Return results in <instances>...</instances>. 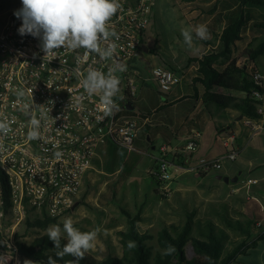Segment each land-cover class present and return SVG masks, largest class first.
Wrapping results in <instances>:
<instances>
[{
	"label": "built area",
	"instance_id": "obj_1",
	"mask_svg": "<svg viewBox=\"0 0 264 264\" xmlns=\"http://www.w3.org/2000/svg\"><path fill=\"white\" fill-rule=\"evenodd\" d=\"M120 8L110 20L118 39L114 59L122 67L119 92L113 98L115 107L106 113L99 95H88L82 79L89 66L107 73L112 60H102L83 48H60L54 59H43L41 41L18 32L22 19L14 14L22 6L13 7L0 26V122L8 125L0 132V169L6 175V195L0 185V219L18 224L27 217H50L62 221L72 216L80 204L86 174L100 141L112 138L129 151L138 150L135 139L142 127L151 124V114L130 109L137 100L143 81L141 69L135 65L144 45L156 0H119ZM152 78L163 92L170 91L183 80V75L160 64L152 68ZM251 78L255 84L264 81L263 73L254 65ZM261 101L258 112L264 113V93L255 88ZM41 112L44 118H41ZM40 120L39 138L28 135L30 121ZM254 131L263 128L260 119L246 118ZM201 134L194 131L183 148L160 144L159 155L151 172L163 197L172 193V183L182 171L196 176L220 170L225 161L239 155L235 133L222 137V156L191 163L189 158L198 147ZM183 161V162H182ZM257 182L248 178L246 184ZM0 264H23V255L13 237H0Z\"/></svg>",
	"mask_w": 264,
	"mask_h": 264
},
{
	"label": "trees",
	"instance_id": "obj_2",
	"mask_svg": "<svg viewBox=\"0 0 264 264\" xmlns=\"http://www.w3.org/2000/svg\"><path fill=\"white\" fill-rule=\"evenodd\" d=\"M182 1L192 3L197 0ZM225 11L229 15L227 23L220 33L215 34L221 45L220 49L214 48L215 41L212 39H200L204 44L210 45L212 50L190 57L189 62L196 60L199 64V76L196 80L205 88L202 94L205 105L214 104L218 108L235 109L242 116L260 119L262 114L258 112L257 104L261 101L254 94V90L259 88L264 93V82L259 85L255 84L252 78L250 82L243 80L241 74L245 70L237 65V61L242 54L255 62L258 61L264 54V33L253 36L242 54L232 56V53L234 45L245 38V32L251 24L264 31V0H213L209 8L210 13L217 12L222 15ZM143 43L145 44V39ZM158 58L157 64L168 67L176 73L182 72L176 69L177 66L166 61L162 55ZM220 60L228 63L218 67ZM218 88H223L226 92H220ZM151 169L149 173L156 180ZM5 182L4 173L3 179H0L4 195L7 188ZM221 206L222 209H214L221 224L213 217H196L195 212L188 211V219L184 223L164 225L157 234L149 230H141L140 222L143 220L141 210L134 212L122 209L127 217L126 225L117 230L123 248L122 255H108L96 261L86 254L80 264H231L238 261L239 254L247 253L248 247H254L258 240L264 239V232L251 239V230L255 224L253 219L247 218L245 213L237 208L230 210L228 203ZM24 222L29 231L33 228L47 229L49 225L59 220L48 216L27 217ZM16 236V242L24 258L46 261L49 255L55 257L54 243L48 239L46 232H38L31 241L20 240L18 233ZM153 239H156L158 248L151 243ZM129 242H133L134 247L130 248ZM62 244H65L64 240ZM169 246L173 250L170 254H164ZM189 247L193 249L192 256L188 255ZM71 260L72 257L65 256L60 264Z\"/></svg>",
	"mask_w": 264,
	"mask_h": 264
},
{
	"label": "rangeland",
	"instance_id": "obj_3",
	"mask_svg": "<svg viewBox=\"0 0 264 264\" xmlns=\"http://www.w3.org/2000/svg\"><path fill=\"white\" fill-rule=\"evenodd\" d=\"M212 4L213 0H197L192 3L182 0H156L152 22L145 37L144 45L148 51L141 50L135 65L152 77V68L157 64L159 55H162L166 61L172 62L174 58L180 59L182 56L197 54L203 48L202 41L193 33V46L189 48L184 42L181 28L205 24L209 34L213 28L221 29L224 17L217 12H209ZM17 6H22V0H0V26L6 20L10 10ZM211 24L213 27L210 30ZM214 30L216 34L217 31ZM263 33L262 29L251 24L244 40L241 41L240 54L247 46L249 39ZM242 58L243 63L247 62V56ZM152 82L155 83L153 80ZM108 140V143H104L97 150L98 157L95 162L105 173H97L96 179L89 181L86 194L80 199L86 212L97 216L103 236L110 234L115 238L118 236L117 230L126 225L127 217L122 209L134 212L141 210L143 215V220L140 222L141 230H149L154 234H157L164 225L184 223L188 219V211L195 212L196 217H213L221 224L214 209H222V206L217 201L215 205L208 202L212 194L205 185L214 180L182 171L178 176L179 180L177 179L181 182L180 188L174 190L176 181L173 182L171 195L163 197L158 192V182L149 173L153 156L158 154L160 145L157 148L145 149L135 142L138 150L129 151L112 138ZM3 176L4 173L0 169V179H3ZM84 180L87 178L85 177ZM224 184L227 185L228 182ZM207 185L209 187V184ZM76 210L82 213L83 209L76 208ZM15 223L14 220L0 219V237H13L16 240V233H18L20 240L31 241L38 232H46V229L42 228L27 231L24 221ZM56 223L58 222L52 224ZM151 243L158 248L156 239H153ZM110 247L113 248L112 242ZM192 254L193 249L189 247L188 255L192 256ZM241 256L247 261H234L231 264H264V240L254 246L250 252L242 253ZM25 260L33 259L23 257V264Z\"/></svg>",
	"mask_w": 264,
	"mask_h": 264
},
{
	"label": "crops",
	"instance_id": "obj_4",
	"mask_svg": "<svg viewBox=\"0 0 264 264\" xmlns=\"http://www.w3.org/2000/svg\"><path fill=\"white\" fill-rule=\"evenodd\" d=\"M227 14L225 11L220 15L224 17L221 29H212V24L209 28L212 30L211 34L208 35V39L215 41L214 48L220 49L221 45L219 40L216 39L213 30L217 31L216 34L222 31L227 23V18H229ZM250 40H248L246 45H248ZM241 41L234 45L232 56L240 54ZM202 44L203 48L197 54L182 56L180 59L174 58L172 62L167 59L169 63L177 66L176 69L178 71H182L177 73L183 75L182 82L168 92H161L153 78L141 70L143 81L140 84L138 98L134 104H129V108L132 110L139 109L146 114H151L153 119L151 124L140 129L135 142L145 149L157 148L163 143H167L172 147L183 148L188 142L190 135L194 131H198L201 134L198 147L192 152L193 154L188 160L191 163H201L204 160L222 156L225 152V147L221 136L234 132L235 143L239 148L238 157L233 161H225L222 169L211 170L205 173L203 177H209L214 180L211 183H207L209 187L205 184L210 194H212L208 202H212V205H215V201L219 205L228 203L230 210L231 208H237L245 213L247 218L253 219L254 223L257 224H254L251 230V239H254L264 232V113L260 118L263 128L259 131H254L252 126L247 123V117L242 116L237 110L218 108L214 104L207 106L203 103L202 94L205 88L200 81L196 80V77L199 76V64L196 60L189 62L190 57L199 56L212 50L210 45H206L203 42ZM244 56L246 55H240L237 61V65L245 70L241 74L243 80L250 82L251 67L253 65L264 75V54L256 62L248 58L247 62L243 63L242 57ZM227 63L228 61L220 60L217 66L222 67ZM217 90L226 92L223 88H218ZM108 142V138H105L99 142L96 148L93 168L85 176L87 180H84L81 197L85 196L89 181L96 179L97 173H105L95 162L98 157L97 150L101 145ZM158 155L159 152L153 156L152 166L155 164ZM219 175L238 176V180L228 182L225 185L224 182L226 181L220 179ZM248 178L256 179L257 182L246 184ZM177 179L174 180V182L176 181L174 190L180 188L181 182ZM78 208L83 210L82 213L76 210V213L72 215L74 227L81 231L98 230L95 247L86 253L89 258L98 261L108 255H122L123 248L119 241V236L115 238L110 236V234L103 236L97 216L86 212L82 203L77 206ZM236 217L239 216L236 215ZM261 240L264 239L258 240V243ZM64 241L67 243L66 240ZM110 242H112L113 248L110 247ZM253 248L248 247L247 253ZM241 254L238 256V262H246L247 260Z\"/></svg>",
	"mask_w": 264,
	"mask_h": 264
},
{
	"label": "clouds",
	"instance_id": "obj_5",
	"mask_svg": "<svg viewBox=\"0 0 264 264\" xmlns=\"http://www.w3.org/2000/svg\"><path fill=\"white\" fill-rule=\"evenodd\" d=\"M120 6L119 0H22V7L14 13L18 19H22L19 34L40 39L44 60L54 59L56 56H53V52L60 48H83L97 54L102 60L113 61L107 73L89 66L81 81L88 95L100 96L107 114L115 107L113 98L119 92L120 78L116 73L123 69L114 59L116 44L109 42L103 47L101 44L112 37L118 39L109 22ZM193 33L201 40L207 39L209 35L205 24L181 28L184 42L189 48L193 46ZM41 118H44L43 112ZM40 126V120L33 117L28 133L31 139L39 138ZM7 131V123L0 122V132ZM46 235L54 243L55 257L49 255L46 261L25 260L24 264H60L65 256L72 257L65 264H80L86 253L95 247L98 230L81 231L74 227L73 219L67 217L49 225ZM62 240L67 243L62 244ZM129 247H134V243L129 242ZM172 250L169 246L164 254H170Z\"/></svg>",
	"mask_w": 264,
	"mask_h": 264
},
{
	"label": "water",
	"instance_id": "obj_6",
	"mask_svg": "<svg viewBox=\"0 0 264 264\" xmlns=\"http://www.w3.org/2000/svg\"><path fill=\"white\" fill-rule=\"evenodd\" d=\"M142 48H143L144 51H148V48L145 45H143ZM130 107H133V106H130ZM218 177L220 179H223L226 182H231V181H237L238 180V176L230 177L228 175H224V176L223 175H219Z\"/></svg>",
	"mask_w": 264,
	"mask_h": 264
},
{
	"label": "bare ground",
	"instance_id": "obj_7",
	"mask_svg": "<svg viewBox=\"0 0 264 264\" xmlns=\"http://www.w3.org/2000/svg\"><path fill=\"white\" fill-rule=\"evenodd\" d=\"M193 154V153H192Z\"/></svg>",
	"mask_w": 264,
	"mask_h": 264
}]
</instances>
